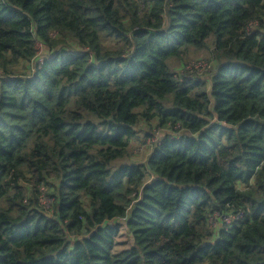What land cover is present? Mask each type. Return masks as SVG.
Here are the masks:
<instances>
[{
  "label": "trees",
  "instance_id": "trees-1",
  "mask_svg": "<svg viewBox=\"0 0 264 264\" xmlns=\"http://www.w3.org/2000/svg\"><path fill=\"white\" fill-rule=\"evenodd\" d=\"M0 264H264V0H0Z\"/></svg>",
  "mask_w": 264,
  "mask_h": 264
},
{
  "label": "rangeland",
  "instance_id": "rangeland-1",
  "mask_svg": "<svg viewBox=\"0 0 264 264\" xmlns=\"http://www.w3.org/2000/svg\"><path fill=\"white\" fill-rule=\"evenodd\" d=\"M42 55L45 57H48L49 55V51L45 49L44 46L42 48ZM193 64H195L193 67H187L188 66L187 64H181L177 67L176 70H180V68L182 67V72H181L182 74H185L188 77L200 78L201 81L206 80L207 79L206 77L209 72L208 61H206L205 58H198L195 61H192L189 65L192 66ZM183 66L186 68H183ZM21 71H25V70L22 69ZM165 134H169V132L168 131H158L156 126H154L153 124L151 126L142 124L140 130H138V137L142 141H146L145 136L146 137L149 136V138L147 139L146 145H143L141 144V142H137V141L133 143L132 150H131L132 162L145 163L146 159L153 151V148H154L153 145L156 144L158 140L161 138V136ZM83 203H84L85 208L87 209L89 202L86 198H83ZM41 205L43 206V208H49L50 202L43 200L41 202ZM47 215L50 218V215L48 212H47ZM213 231L216 234L215 227L213 228Z\"/></svg>",
  "mask_w": 264,
  "mask_h": 264
},
{
  "label": "built area",
  "instance_id": "built-area-1",
  "mask_svg": "<svg viewBox=\"0 0 264 264\" xmlns=\"http://www.w3.org/2000/svg\"><path fill=\"white\" fill-rule=\"evenodd\" d=\"M38 51L39 52H38L37 56L30 63V67H33L34 69H35V67L42 65L44 63L45 59L47 58V57L42 55V47L41 46L38 47ZM226 221L228 223H230V218H228Z\"/></svg>",
  "mask_w": 264,
  "mask_h": 264
},
{
  "label": "water",
  "instance_id": "water-1",
  "mask_svg": "<svg viewBox=\"0 0 264 264\" xmlns=\"http://www.w3.org/2000/svg\"><path fill=\"white\" fill-rule=\"evenodd\" d=\"M49 217V216H48ZM122 224H125L124 222H121Z\"/></svg>",
  "mask_w": 264,
  "mask_h": 264
}]
</instances>
